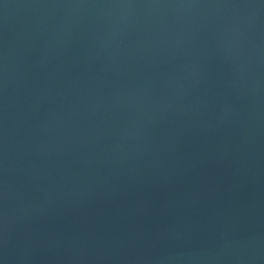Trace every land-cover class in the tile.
<instances>
[{
	"label": "water",
	"instance_id": "obj_1",
	"mask_svg": "<svg viewBox=\"0 0 264 264\" xmlns=\"http://www.w3.org/2000/svg\"><path fill=\"white\" fill-rule=\"evenodd\" d=\"M0 264H264V0H0Z\"/></svg>",
	"mask_w": 264,
	"mask_h": 264
}]
</instances>
